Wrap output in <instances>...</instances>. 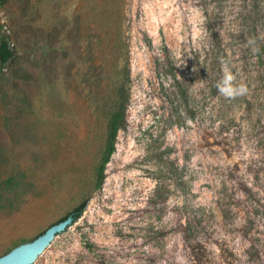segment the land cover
<instances>
[{
	"label": "rangeland",
	"instance_id": "obj_1",
	"mask_svg": "<svg viewBox=\"0 0 264 264\" xmlns=\"http://www.w3.org/2000/svg\"><path fill=\"white\" fill-rule=\"evenodd\" d=\"M1 35L0 255L85 201L36 264H264V0H9Z\"/></svg>",
	"mask_w": 264,
	"mask_h": 264
},
{
	"label": "trees",
	"instance_id": "obj_2",
	"mask_svg": "<svg viewBox=\"0 0 264 264\" xmlns=\"http://www.w3.org/2000/svg\"><path fill=\"white\" fill-rule=\"evenodd\" d=\"M9 0H0V6L4 5L7 3ZM23 9L25 11V14H28L29 11V6L28 4H24ZM27 11V12H26ZM13 23L16 25L17 29L19 32H21L20 29V23L21 21L19 18H15L13 20ZM211 36H212V45H211V50L213 48H219L220 47V39L219 36L217 35V32L214 29H211ZM16 44H11V39L8 35H1L0 36V65L5 66V67H10L13 66L16 62ZM126 91H125V85L123 82L118 84L115 87L114 90V106L113 109L109 112V117L107 118L106 121V126H105V142H104V148L102 152V160L101 164L98 167L97 170V185L99 186L101 184L102 178H103V170L105 167V164L108 162L111 154L114 152L115 149V143H116V137L118 130L120 129L121 125L123 124L124 121V112H125V106H126ZM190 111V110H189ZM192 114V113H191ZM191 116V115H190ZM85 204V201H82L79 205H77L72 212L74 220L79 217L83 206ZM69 214V213H68ZM68 214L62 216L58 221L63 220ZM45 230V229H44ZM42 230L40 233L35 235L32 239L43 233ZM32 239H29L32 240ZM11 249V248H10ZM9 249V250H10ZM8 250V251H9Z\"/></svg>",
	"mask_w": 264,
	"mask_h": 264
},
{
	"label": "water",
	"instance_id": "obj_3",
	"mask_svg": "<svg viewBox=\"0 0 264 264\" xmlns=\"http://www.w3.org/2000/svg\"><path fill=\"white\" fill-rule=\"evenodd\" d=\"M73 222V213H69L63 220L48 226L34 239L22 242L0 255V264H36L41 255L53 249L57 239L53 238L64 232Z\"/></svg>",
	"mask_w": 264,
	"mask_h": 264
},
{
	"label": "clouds",
	"instance_id": "obj_4",
	"mask_svg": "<svg viewBox=\"0 0 264 264\" xmlns=\"http://www.w3.org/2000/svg\"><path fill=\"white\" fill-rule=\"evenodd\" d=\"M223 73L221 82L217 84L218 91L221 95L228 99H235L247 94L248 88L246 85L242 83L234 84L236 78L227 66L224 67Z\"/></svg>",
	"mask_w": 264,
	"mask_h": 264
}]
</instances>
